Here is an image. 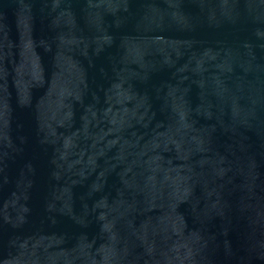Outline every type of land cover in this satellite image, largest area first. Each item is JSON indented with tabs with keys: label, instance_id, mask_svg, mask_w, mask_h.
<instances>
[{
	"label": "water",
	"instance_id": "obj_1",
	"mask_svg": "<svg viewBox=\"0 0 264 264\" xmlns=\"http://www.w3.org/2000/svg\"><path fill=\"white\" fill-rule=\"evenodd\" d=\"M0 264H264V0H0Z\"/></svg>",
	"mask_w": 264,
	"mask_h": 264
}]
</instances>
